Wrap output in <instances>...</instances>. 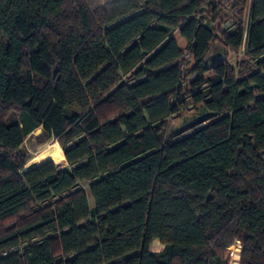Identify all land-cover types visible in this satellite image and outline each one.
Segmentation results:
<instances>
[{"label":"trees","instance_id":"obj_1","mask_svg":"<svg viewBox=\"0 0 264 264\" xmlns=\"http://www.w3.org/2000/svg\"><path fill=\"white\" fill-rule=\"evenodd\" d=\"M224 1L216 35L211 0H0V264H228L235 241L264 264V0L246 27ZM177 30L204 115L174 135ZM216 40L238 66H207ZM38 127L63 157L26 168Z\"/></svg>","mask_w":264,"mask_h":264},{"label":"rangeland","instance_id":"obj_2","mask_svg":"<svg viewBox=\"0 0 264 264\" xmlns=\"http://www.w3.org/2000/svg\"><path fill=\"white\" fill-rule=\"evenodd\" d=\"M250 3L251 0H248L243 12L244 17L242 20L245 27L247 26L249 20ZM212 6H215L214 11L212 10ZM201 14L205 17L206 25H208L216 35L224 31L232 32L234 29L233 26L232 28H227V26H225V21L232 23L233 21L235 22L236 20H239V16L234 13L231 5H228L224 0H211V3L207 4V6L202 9ZM173 36L177 40L181 51L184 52L183 60L180 62L184 80L182 83V94L177 96L174 100L176 104H179V108L168 117L166 126L167 134L178 135L179 132L187 131L188 128L197 125L204 113L201 111L200 107L194 106L190 101V94L196 91L191 88V82L196 78V73L192 70L194 64L191 51H189L186 45V39H183L180 36L178 30L173 33ZM243 52L242 48L240 51H235L216 40L212 43L209 48V52L206 55L207 66L211 67L214 62L221 60L229 62L232 66H238L243 59ZM205 75L213 77L211 75V69H209ZM41 130L42 128L38 127L34 131H31V133L27 134L21 146V151L27 157L26 168H30V166L39 164L41 163L40 161L43 162L48 159L57 162L63 157V151L59 143H57V141L53 138L45 137ZM50 155L52 158L48 157ZM55 165L59 169L66 168L68 166L67 163L65 164V159L61 163H55ZM88 186L89 185L86 182L79 183V187L83 188L84 191L87 192L90 206L93 207V198L88 191ZM161 248H163V244L158 239H155L151 244V249L153 251H160ZM235 248L239 249L240 255V248L236 246L233 247V250Z\"/></svg>","mask_w":264,"mask_h":264},{"label":"bare ground","instance_id":"obj_3","mask_svg":"<svg viewBox=\"0 0 264 264\" xmlns=\"http://www.w3.org/2000/svg\"><path fill=\"white\" fill-rule=\"evenodd\" d=\"M48 157L52 158L51 155L48 156ZM40 162H42V161H40ZM236 246L240 248V245H238V242L235 243L234 245H231V254H230V256H231L230 257L231 258V264H238L240 262V260H241V258H240L241 252H240V255H239V249L235 248L233 250V247H236ZM240 250H241V248H240ZM232 252H233V255H232Z\"/></svg>","mask_w":264,"mask_h":264},{"label":"built area","instance_id":"obj_4","mask_svg":"<svg viewBox=\"0 0 264 264\" xmlns=\"http://www.w3.org/2000/svg\"><path fill=\"white\" fill-rule=\"evenodd\" d=\"M237 242H238V245H240V244H239V241H235V243H237ZM235 243H234V244H235ZM234 244H232V245H234ZM240 248H241V250H242V245H240ZM230 254H231V246H230ZM229 258H230V256H229ZM240 261H241V260H240ZM228 264H231V258H230ZM238 264H240V262H239Z\"/></svg>","mask_w":264,"mask_h":264}]
</instances>
